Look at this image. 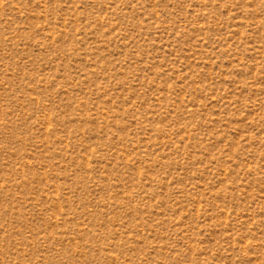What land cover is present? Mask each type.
Wrapping results in <instances>:
<instances>
[{
  "label": "rangeland",
  "instance_id": "rangeland-1",
  "mask_svg": "<svg viewBox=\"0 0 264 264\" xmlns=\"http://www.w3.org/2000/svg\"><path fill=\"white\" fill-rule=\"evenodd\" d=\"M0 264H264V0H0Z\"/></svg>",
  "mask_w": 264,
  "mask_h": 264
}]
</instances>
